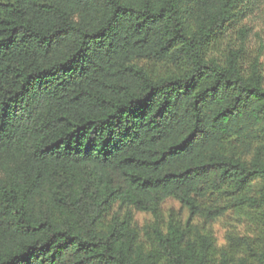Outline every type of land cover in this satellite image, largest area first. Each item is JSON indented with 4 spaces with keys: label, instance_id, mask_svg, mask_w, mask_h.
Returning <instances> with one entry per match:
<instances>
[{
    "label": "trees",
    "instance_id": "obj_1",
    "mask_svg": "<svg viewBox=\"0 0 264 264\" xmlns=\"http://www.w3.org/2000/svg\"><path fill=\"white\" fill-rule=\"evenodd\" d=\"M259 1L0 0V264H264Z\"/></svg>",
    "mask_w": 264,
    "mask_h": 264
},
{
    "label": "rangeland",
    "instance_id": "obj_2",
    "mask_svg": "<svg viewBox=\"0 0 264 264\" xmlns=\"http://www.w3.org/2000/svg\"><path fill=\"white\" fill-rule=\"evenodd\" d=\"M245 25L250 34V49L252 53H255L260 45L264 48V0H260L259 3L252 8L250 17L246 20ZM262 69L264 70V51L262 55ZM173 211L176 216H182L187 219L188 213L181 205L175 201H168L164 206V212L166 217ZM137 222L143 225L146 221L151 220V216L147 214H137ZM214 236L217 238L220 244L225 243V235L229 230H243L251 229L249 225L241 220H238L233 215L227 216L217 223L210 226ZM253 230V229H252Z\"/></svg>",
    "mask_w": 264,
    "mask_h": 264
}]
</instances>
